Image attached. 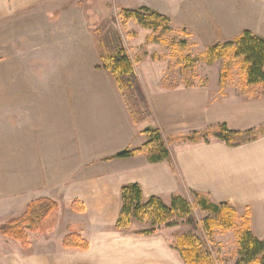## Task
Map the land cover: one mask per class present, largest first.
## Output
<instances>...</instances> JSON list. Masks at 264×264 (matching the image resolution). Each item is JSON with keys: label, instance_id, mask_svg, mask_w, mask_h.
I'll return each mask as SVG.
<instances>
[{"label": "crops", "instance_id": "1", "mask_svg": "<svg viewBox=\"0 0 264 264\" xmlns=\"http://www.w3.org/2000/svg\"><path fill=\"white\" fill-rule=\"evenodd\" d=\"M61 1L0 0V216L17 212L8 221L22 215L30 202L48 197L59 202L55 217L63 205L72 210V201H82L86 211H72L99 230L90 235L77 230L90 242L88 251L63 250L93 253L107 238L105 230L116 236L130 232L114 225L122 186L139 183L146 197L164 202L174 195L188 199L196 191L217 203L244 205L253 233L264 239V135L238 145L183 139L221 124L234 131L264 126V95L256 96L257 87L252 93L240 85L172 88L163 79L157 89L141 81L152 116L136 125L113 76L97 67L100 41L86 22L68 20L72 11ZM235 13L238 21L243 13ZM45 17L56 21L46 23ZM250 18L240 33L250 30L264 38L259 27L264 13L253 9ZM47 24L54 30L52 40ZM91 59L98 63L85 69ZM149 127L168 134L172 163H151L145 155L105 160L142 146ZM101 247V252L111 250Z\"/></svg>", "mask_w": 264, "mask_h": 264}, {"label": "trees", "instance_id": "2", "mask_svg": "<svg viewBox=\"0 0 264 264\" xmlns=\"http://www.w3.org/2000/svg\"><path fill=\"white\" fill-rule=\"evenodd\" d=\"M120 14L124 23L134 20L143 28L154 31L155 34L148 37V42L159 43L169 49L165 55L153 56L156 60L168 59L172 72L177 67L180 68L181 82L168 76L164 79L166 85L172 88L181 85H209L210 80L200 77L195 71V64H212L219 59L226 61L220 70V84L226 85L230 79L227 62L234 60L239 65L240 86L252 93L257 87L256 96L264 95V38L252 31L244 30L233 39L218 42L197 57H192L185 40L177 41L169 36L172 27L168 16L148 6L138 9L123 8ZM176 32L186 37L190 35L184 29ZM105 38L107 37L100 38L101 64L97 67L113 76L133 123L141 124L152 116V112L135 71V64L144 60L147 52L139 55L135 63L124 48L118 44H107ZM144 133L148 139L142 146L127 148L114 156L106 157L105 160L145 155L151 163H172L169 147L171 139L164 138L159 128L149 127ZM262 135L264 126L247 131H234L226 124H221L216 128L194 131L183 136V139L189 142H209L216 139L229 145H238L254 141ZM194 194V204L181 195H174L170 204H166L159 196L146 197L139 183L125 184L121 188V209L114 228L120 232H129L134 222L150 224L149 228L137 230L135 233L139 236H153L161 227H173L181 222L195 229L201 227L208 238L215 231L227 232L235 229L238 244L236 264H264V239L256 237L251 229L250 210L246 209L240 215L229 202L217 203L201 193ZM70 208L78 213L86 211L82 201H72ZM196 208L207 214L201 221H197L194 216ZM59 209V202L55 199L44 197L34 200L28 204L22 215L0 224V236L18 243L23 249H29L37 236L46 233L50 227L49 222ZM61 244L64 250L90 249V242L77 231L66 234L61 239ZM174 247L184 264H216L205 242L195 234L178 235Z\"/></svg>", "mask_w": 264, "mask_h": 264}, {"label": "rangeland", "instance_id": "3", "mask_svg": "<svg viewBox=\"0 0 264 264\" xmlns=\"http://www.w3.org/2000/svg\"><path fill=\"white\" fill-rule=\"evenodd\" d=\"M61 2L69 12L72 11L68 14L71 18L68 20L86 22L98 42L101 37H107L105 38L107 44H118L126 50L134 62L139 55L147 52L144 60L139 63L135 62V71L139 80L141 79L140 82L142 81L149 88L157 87V89L164 84L163 79L168 76H171L174 81L181 82L180 68L177 67L172 72L168 59H154L155 54L165 55L169 49L159 43L148 42V37L155 34L154 31L143 28L134 20L124 23L120 14L123 8L138 9L148 6L168 16L172 27L169 36L177 41L185 40L188 52L192 57H197L218 42L233 39V36L240 33L241 25L247 19V21H251L250 12L253 9L259 8V12L264 13V0H62ZM74 8H79L81 12L77 10L75 12ZM236 11L243 13L238 21H236ZM44 19L46 23L56 21L54 18H51L50 22L48 17ZM44 19L41 18L40 21L45 22ZM46 27L47 38L51 39L54 30L51 29L50 24H47ZM259 27L264 28V20ZM182 29L190 35L186 37L176 32ZM261 33L263 34L262 31ZM98 53L100 55L101 51ZM96 63H98L97 60L92 62L91 59L84 63V67L85 69L95 68ZM225 63L226 61L222 59L212 64L196 62L195 71L200 77L209 79L212 86H219L220 70ZM227 63L230 68V79L227 85L239 86L238 62L230 60ZM98 64H101L100 60ZM163 136L167 138L168 134L164 132ZM195 192L191 191L187 194L188 201L192 204L195 203ZM3 201H6V198ZM165 202L170 204L171 201ZM233 206L240 215L246 211L244 205ZM16 213L5 211L0 216V224L6 222L7 218H11ZM75 215L76 213L69 210L68 205H63L61 214L53 216L46 233L37 236L33 240V248L29 250H21L14 244L15 242L0 236V264H25L30 260L43 259L61 264H184L179 253L175 250L174 243L178 235L185 233L199 236L212 253L216 264H236L238 259L235 229L227 232L215 231L208 238L201 227L195 229L181 222L177 226L161 227L156 235L143 238L138 237L135 232L149 228L150 224L134 222L129 233L119 236H116L111 229V231L105 230L104 232L108 231L107 238L116 237L108 243L104 242L107 238L98 242L93 253L79 255L65 252L61 239L70 231L86 229L89 234L88 231L93 233L99 230L97 226H91L85 223V219ZM206 215L198 208L194 211L197 221H201ZM101 246H110L111 250L101 252Z\"/></svg>", "mask_w": 264, "mask_h": 264}]
</instances>
